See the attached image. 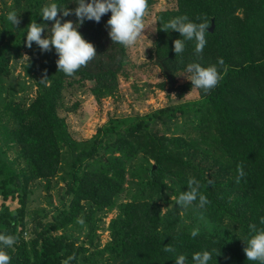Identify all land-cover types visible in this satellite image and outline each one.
<instances>
[{"label": "trees", "instance_id": "obj_1", "mask_svg": "<svg viewBox=\"0 0 264 264\" xmlns=\"http://www.w3.org/2000/svg\"><path fill=\"white\" fill-rule=\"evenodd\" d=\"M46 2L13 0L12 8L0 15V86L9 75L10 62L26 49L32 57L25 73L37 87L28 107L12 100L0 118L5 126L12 125L8 138L18 145L24 163L17 173L0 159V233L17 238L5 249L9 264H80L81 254L88 249L78 244L79 237L70 228L85 223L92 244L102 220L99 215L113 209L118 213L109 224L111 241L95 251L101 264H175L178 253L188 256L190 264L191 254L202 249H216L209 264H258L247 260L243 241L250 223L264 227L260 224L264 216V0H177V10L162 12L156 63L171 71L176 85V74L187 63L207 66L222 60L217 64L219 82L207 93L197 89L199 100L144 116L110 119L88 141L75 140L59 115L63 91L74 82L90 81L94 84L90 92L98 101L115 95L128 62L126 47L108 36L110 12L99 22L86 20L78 31L93 44L96 55L72 75L64 74L57 69L54 49L42 52L35 42L31 47L25 44L23 33L32 19L51 26L52 21L38 17ZM56 2L69 9L77 6L75 0ZM153 3L147 0L146 10ZM16 9L20 22L13 28L5 16ZM22 15L27 22L23 28ZM181 15L209 22L202 52L195 53L192 41L185 42L181 53L173 52L172 41L181 36L164 25ZM58 18L61 23L76 21L74 14L59 17L58 13ZM46 33L47 29L42 31V38ZM191 88L190 82L182 85L179 96ZM65 155L70 206L39 222V229L27 238L28 186L45 181L48 188L62 171ZM190 177L200 181L199 192L208 200L204 208L196 202L187 208L175 204ZM124 193L129 197L119 203ZM17 198L20 208L14 212L8 202ZM193 229H198L195 237L190 234ZM165 246L175 251L165 252Z\"/></svg>", "mask_w": 264, "mask_h": 264}, {"label": "rangeland", "instance_id": "obj_2", "mask_svg": "<svg viewBox=\"0 0 264 264\" xmlns=\"http://www.w3.org/2000/svg\"><path fill=\"white\" fill-rule=\"evenodd\" d=\"M51 1L49 0L45 5ZM12 2L13 0H4V2L0 0V15L8 8H12ZM168 10H177V0H154V3L146 10L143 35L134 45L126 47L128 62L124 73L119 77L118 91L115 95L98 101L90 92L94 85L90 81L83 84L74 82L65 88L63 98L58 105V113L66 119L70 133L75 140L88 141L110 119L144 116L162 108L177 107L199 100L200 92L197 89L189 91L183 97L179 96L180 87L190 82L182 71L176 74L175 86L177 88L169 93L167 77L162 67L155 61L154 50L158 37L159 17L162 12ZM21 18L20 25H23L21 27L23 28L27 22L23 15ZM31 57V54L24 49L18 59L10 62L9 75L4 78L0 86V118L10 101L15 100L22 106L28 107L35 99L37 94L35 80L25 73V65ZM11 129L10 123L5 126L3 122H0V159L8 161V165L19 173L23 170L24 163L19 157L18 145L8 138ZM68 162L69 157L65 155L62 171L51 180L48 188L45 181H35L28 186L24 220L28 232L27 238L31 237L34 229H39V222L51 220L60 209H67L70 206L72 196L67 192L69 188L67 181H70ZM152 163H155L154 160ZM128 194L120 195L117 201L125 202L129 197ZM8 205L14 212L20 208L18 198L8 202ZM86 208H88L87 204ZM165 211L166 207H163V212ZM117 213V209H113L103 211L99 215L102 220L98 222L92 244L85 235L87 233L85 223H79L83 224L81 228L78 225L70 228L69 232L79 237L78 244L83 243L88 249L87 252L81 254L80 264H101L99 262L101 257L96 255L95 251L102 249L111 241L109 224ZM54 234L61 233L55 232Z\"/></svg>", "mask_w": 264, "mask_h": 264}, {"label": "clouds", "instance_id": "obj_3", "mask_svg": "<svg viewBox=\"0 0 264 264\" xmlns=\"http://www.w3.org/2000/svg\"><path fill=\"white\" fill-rule=\"evenodd\" d=\"M75 3L77 6L74 9H69L58 4L56 0H52L42 6L38 14L42 21H52L50 28L48 25L37 23L35 19H32L23 33L27 47H31L35 42L42 52L49 48L54 49L58 57L55 62L57 69L66 75H72L75 70L96 55L93 44L86 41L78 31L84 21L99 22L102 15L110 12L106 21L108 36L112 42L125 47L134 45L143 35L147 0H75ZM58 13L59 17L74 14L75 23L71 20L61 23ZM5 18L13 28L20 22L16 10L8 11ZM208 27L207 20L200 19L197 22L190 20L186 15L173 17L164 25L165 29L176 31L181 36V38L172 41V50L175 55L184 50L186 41L194 43L195 53L202 52L207 43ZM45 29H47V33L42 38L41 33ZM222 63L223 61L219 60L217 63L204 66L200 62L193 61L187 63L182 72L190 81L192 88L207 93L219 82L220 73L217 64ZM46 79H41L40 82H44ZM239 174L242 176L243 172L240 171ZM199 187L200 181L195 177H190L187 180L186 190L179 193L175 204L181 208H187L196 202L197 207L204 208L208 200L205 195L199 192ZM260 224L264 225V216L260 217ZM190 234L193 237L197 236L198 229H193ZM16 239L13 235L0 233V264H9L10 256L5 249L11 248ZM243 242L246 245L243 252L247 260L264 264V227H257L256 224L250 223L247 239ZM163 250L165 252L175 251L167 246ZM215 251L216 249H202L193 252L190 264H209ZM174 262L175 264H189V257L178 253L174 256ZM64 264H67V261Z\"/></svg>", "mask_w": 264, "mask_h": 264}, {"label": "water", "instance_id": "obj_4", "mask_svg": "<svg viewBox=\"0 0 264 264\" xmlns=\"http://www.w3.org/2000/svg\"><path fill=\"white\" fill-rule=\"evenodd\" d=\"M213 30H214V24L210 28V31H213ZM163 71H164V74L168 78V92L171 93L173 91L174 85H175L174 80H173L172 75H171V71L168 70L166 67L163 68Z\"/></svg>", "mask_w": 264, "mask_h": 264}]
</instances>
